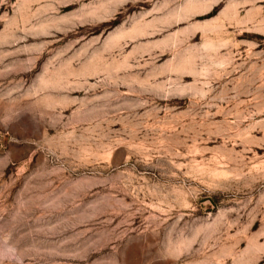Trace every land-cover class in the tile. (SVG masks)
Here are the masks:
<instances>
[{
	"label": "rangeland",
	"instance_id": "374dc122",
	"mask_svg": "<svg viewBox=\"0 0 264 264\" xmlns=\"http://www.w3.org/2000/svg\"><path fill=\"white\" fill-rule=\"evenodd\" d=\"M0 264H264V0H0Z\"/></svg>",
	"mask_w": 264,
	"mask_h": 264
}]
</instances>
